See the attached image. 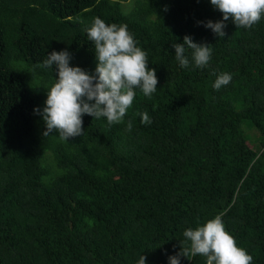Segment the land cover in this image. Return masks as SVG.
I'll use <instances>...</instances> for the list:
<instances>
[{"label": "trees", "instance_id": "1", "mask_svg": "<svg viewBox=\"0 0 264 264\" xmlns=\"http://www.w3.org/2000/svg\"><path fill=\"white\" fill-rule=\"evenodd\" d=\"M97 17L127 25L157 90L135 89L119 123L84 115L82 136H44L33 110L55 69L42 61L67 49L93 72ZM221 19L210 0H0V264H169L184 230L217 215L264 264V15L225 22L223 39L198 24ZM185 36L212 45L206 67L190 51L179 66L171 44ZM220 73L232 79L215 90Z\"/></svg>", "mask_w": 264, "mask_h": 264}, {"label": "clouds", "instance_id": "2", "mask_svg": "<svg viewBox=\"0 0 264 264\" xmlns=\"http://www.w3.org/2000/svg\"><path fill=\"white\" fill-rule=\"evenodd\" d=\"M211 6L222 14L217 22H198L210 29L217 39H223L225 22L231 20L235 28H251L264 15V0H210ZM166 10V9H165ZM89 41L94 45L95 69L89 73L79 67H70L71 53L67 49L46 55L41 67L55 69L54 83L46 92L43 109L34 113L41 117L48 136L56 133L62 141L82 136V117L106 118L109 124L119 123L132 106L140 89L146 97L157 90L155 69L148 68L147 53L137 46L125 24H106L93 18L90 27H85ZM212 45L196 43L191 36L183 37L182 43H172L175 59L181 68L189 67L191 60L197 68L206 67L212 56ZM232 79L229 73L217 75L213 88L219 90ZM142 124H151L147 112L140 113ZM132 123L128 122V130ZM179 252L168 258L169 264H180L181 258L200 255L206 264H252L253 257L237 246L235 239L225 230L220 215L193 229L183 232ZM181 244L183 246H181ZM140 256L137 264H145Z\"/></svg>", "mask_w": 264, "mask_h": 264}]
</instances>
